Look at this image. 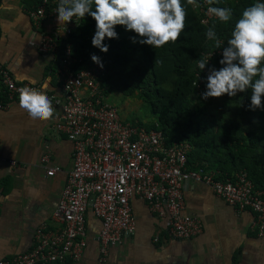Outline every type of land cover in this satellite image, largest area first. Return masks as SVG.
<instances>
[{"label":"trees","instance_id":"16d2710c","mask_svg":"<svg viewBox=\"0 0 264 264\" xmlns=\"http://www.w3.org/2000/svg\"><path fill=\"white\" fill-rule=\"evenodd\" d=\"M194 1L202 2L36 0L33 8L45 2L46 12L77 17L66 39L81 60L73 68L100 64L105 96L135 94L153 119L132 122L160 131L165 144H189L188 168L218 179L245 171L264 190V40L245 39L264 31V0H209L221 15L207 23ZM247 53L253 65L234 58Z\"/></svg>","mask_w":264,"mask_h":264},{"label":"built area","instance_id":"2783aa9c","mask_svg":"<svg viewBox=\"0 0 264 264\" xmlns=\"http://www.w3.org/2000/svg\"><path fill=\"white\" fill-rule=\"evenodd\" d=\"M193 6L203 15V23L221 15L209 0L194 1ZM59 12L57 7L46 12L45 2L28 11L38 24ZM65 16L70 24L65 27L63 37L54 32L45 33L37 45L40 53L58 56L55 73L64 92L63 100L36 84L18 82L0 64V86L5 99H20L40 107L59 105L61 112L55 119L54 128L65 133L73 143V166L51 215L54 229L39 225L33 233V247L0 259V264L78 261L87 246L88 211L100 221L98 253L99 261L104 262L110 246L120 243L123 235L135 232L132 197L144 200L153 213L167 218L172 239L193 238L201 233L203 226L198 217L184 213L185 182L207 184L229 205L239 210H251L258 234L262 235L264 190L255 189L245 171L234 173L233 178L218 179L214 170L204 166L188 168L189 144H165L160 131L122 119L118 108L107 101L101 90L102 66L73 68L74 63L81 60L66 39L77 23V17ZM245 39L248 42L264 40V31L249 34ZM208 57L205 55L206 59ZM234 58L239 63L253 65V56L248 53L241 59L236 55ZM207 73L212 75L211 71ZM261 78L264 82V70ZM3 106L4 103H0V109ZM9 163L16 164L14 160ZM56 169L51 168L47 174L52 175ZM154 241H158L157 236Z\"/></svg>","mask_w":264,"mask_h":264},{"label":"crops","instance_id":"0c3cea01","mask_svg":"<svg viewBox=\"0 0 264 264\" xmlns=\"http://www.w3.org/2000/svg\"><path fill=\"white\" fill-rule=\"evenodd\" d=\"M35 1L0 0V64L18 82L36 84L63 100L55 73L58 56L40 53L37 45L45 33L63 37L70 23L62 12L36 23L28 13ZM0 103H4L0 109L2 259L29 251L39 225L54 229L51 215L73 166V143L54 128L59 105L40 107L20 99L7 101L4 95ZM10 160L16 164L11 165ZM51 168L57 169L48 175ZM183 196L184 213L202 222L197 236L172 239L167 218L153 213L144 200L132 197L135 232L110 246L104 262L99 261L98 253L100 221L88 211L85 251L78 261L62 264H264V233L258 234L251 210L229 205L201 182H185ZM156 236L158 241H154Z\"/></svg>","mask_w":264,"mask_h":264},{"label":"rangeland","instance_id":"374dc122","mask_svg":"<svg viewBox=\"0 0 264 264\" xmlns=\"http://www.w3.org/2000/svg\"><path fill=\"white\" fill-rule=\"evenodd\" d=\"M107 101L118 108L121 118L126 121H136L140 119L142 122H149L153 119L149 107L135 94L125 96L119 91L112 90L107 94Z\"/></svg>","mask_w":264,"mask_h":264}]
</instances>
